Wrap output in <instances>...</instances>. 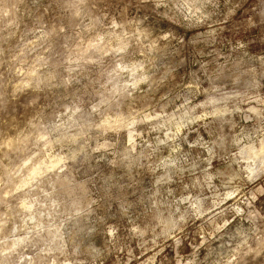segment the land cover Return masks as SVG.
<instances>
[{
    "label": "clouds",
    "instance_id": "clouds-1",
    "mask_svg": "<svg viewBox=\"0 0 264 264\" xmlns=\"http://www.w3.org/2000/svg\"><path fill=\"white\" fill-rule=\"evenodd\" d=\"M0 264H264V0H0Z\"/></svg>",
    "mask_w": 264,
    "mask_h": 264
}]
</instances>
